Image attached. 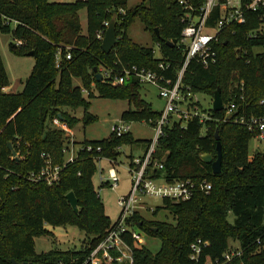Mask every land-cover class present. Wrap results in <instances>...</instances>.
Returning <instances> with one entry per match:
<instances>
[{"label":"trees","instance_id":"16d2710c","mask_svg":"<svg viewBox=\"0 0 264 264\" xmlns=\"http://www.w3.org/2000/svg\"><path fill=\"white\" fill-rule=\"evenodd\" d=\"M191 1L198 7L204 2ZM83 8L87 11L86 32L80 14ZM183 12L179 0H141L132 6L127 0H0V31L12 33L9 49L15 54L34 50L35 58L23 89L7 91L10 78L0 52V264H13V259L16 264H84L90 250L102 240L113 220L93 180L98 169L96 156L118 159L123 144L145 147L150 138H136L131 130L121 135L111 132L101 139L85 138V148L65 163L58 182L35 181L27 175L42 166L43 152L54 163H64L65 130L54 126L53 118L57 116L69 127L79 120L93 122L97 117L89 111V97L96 92L127 99L130 107L122 112L123 119L154 122L160 111L142 96L143 82L138 76L131 74L115 85L107 77L98 80L96 72L112 68L117 73L132 64L161 72L159 63L164 61L169 63L164 74L175 79L185 59ZM114 16L118 41L106 52L98 33L106 30V21ZM247 16L248 22L232 23L221 31L214 44L216 62L205 67L196 58L190 60L183 77L189 89L184 91L213 96L220 87L224 103L235 99L247 114L264 115V35L250 37L259 14L248 12ZM136 19L158 43L161 56H156L152 46L129 36L127 29ZM69 51L70 58L66 56ZM74 77L81 84H75ZM64 106H82L84 114L77 118ZM205 110L212 118L201 121L194 117L186 126L173 122L165 128L155 154L164 164L156 173H165L168 179L206 178L212 187L198 190L186 200L164 199L175 221H153L135 212L132 221L136 228L158 236L161 246L153 251L124 233L134 264H192L191 244L197 238L208 241L200 261L209 255L223 262V254L234 247L241 253L224 264H264V145L250 156L253 133L243 124L222 119L223 109ZM216 129L222 144L219 172L200 156L202 152L216 156ZM88 144L94 148L87 150ZM98 145L101 150L96 149ZM69 191L78 198V210L66 196ZM230 212L235 214L234 222L228 218ZM68 223L91 235L90 240L67 249L36 250V236L54 235L47 225ZM231 239L239 240V245L234 246Z\"/></svg>","mask_w":264,"mask_h":264},{"label":"built area","instance_id":"2783aa9c","mask_svg":"<svg viewBox=\"0 0 264 264\" xmlns=\"http://www.w3.org/2000/svg\"><path fill=\"white\" fill-rule=\"evenodd\" d=\"M179 2L184 9L181 17L184 22L181 42L185 44V59L175 79L164 74L163 70L169 66V63L164 61L159 63L162 68L161 72L137 64L123 66L121 71L117 73H113L112 68L104 69L102 72L103 77L109 78L115 85L122 84L131 74L138 76L143 83L156 85L160 97L165 100V105L162 110H159V116L152 124L150 123L154 128V135L150 138V142L141 152L132 154V158L126 165L128 190L120 194L117 199L119 207L117 219L112 222L102 240L90 250L84 264H104L106 261L134 264L132 247L123 237V234L127 232L133 239L145 243L144 232L136 228L132 216L137 211L142 214V209L154 210V207H157L150 205L145 199L146 196L160 198L163 202L166 198L186 200L198 190L209 191L212 187V183L206 178L199 181L192 178L168 179L165 173L157 174L156 170L161 168L164 163L155 157V154L160 138L168 125L179 122L186 126L188 120L194 117H199L201 121L212 118V115L205 110L207 107H204L198 98L197 93L199 92L184 91L185 88L189 89V86L185 85L183 77L190 60L196 58L205 67L216 62L218 53L214 44L219 40L221 31L232 23L248 22V12L259 14L258 24L249 32L250 37L264 35V0H204L200 7L191 0H179ZM108 22L106 21V25ZM104 34L105 31L100 30L98 37L103 38ZM66 56L71 57L70 51L67 52ZM57 58L60 59V50H58ZM241 84H243L242 80ZM197 101L201 102L202 105L196 104ZM222 109L224 110L222 119L245 125L253 133V137L264 144V115L247 114L245 108L241 109L240 104L235 99H230L226 103L223 102ZM240 110H242L241 113H239ZM53 121L57 124L63 123L57 116L53 118ZM130 130L129 120L123 118L119 123H114L111 126V132L117 135ZM80 148H85V146L82 144L78 150ZM93 148L92 144L86 146L87 150ZM96 149L101 150V145H98ZM78 150L75 151L74 149V139H67L63 147L65 153L63 164L54 163L50 154L43 152L42 166L37 170H31L27 177L35 181H46L49 184L58 182L63 166L67 161H72L77 157ZM68 152H70L69 156H67ZM102 159H107L109 166L105 175L106 168L100 165L102 170L100 186L109 185L112 188H117L122 180L120 170L116 166L119 162L118 159L103 155L96 156L98 164ZM207 243L208 241L201 238L192 242L190 253L192 264H200V262L202 264H224L233 256L241 253L240 248L231 247L223 254V262L219 258L215 259L209 255L200 261L203 245Z\"/></svg>","mask_w":264,"mask_h":264},{"label":"rangeland","instance_id":"374dc122","mask_svg":"<svg viewBox=\"0 0 264 264\" xmlns=\"http://www.w3.org/2000/svg\"><path fill=\"white\" fill-rule=\"evenodd\" d=\"M51 1H74V0H51ZM128 6L135 5L141 0H127ZM81 21L83 32L87 29V11L86 8L80 10ZM14 26V24H13ZM127 32L129 36L136 42L145 45L152 46L154 48L156 56H161V51L158 43L153 39L151 33L147 31L141 20L136 19L132 24L129 25ZM12 39L11 32H1L0 31V52L4 65L7 68L8 75L10 78V84L7 87L8 91H20L24 87L26 78L30 74L32 67L35 63V58L33 55L29 54H15L9 49V42ZM75 84H81L79 77H74ZM142 96L152 103V106L156 110H162L165 105L164 98L160 97L159 89L156 85L151 83H143L140 89ZM85 95L87 92L85 91ZM198 98L202 102L204 107H210L212 105V96L205 92L197 93ZM91 104L89 111L96 115V119L88 124H84L83 121H76L71 127L68 126L66 122L52 124L56 127L64 129L65 136L67 139H74V149L78 150L82 145V141L85 138L88 139H101L109 136L111 133V126L114 123H119L121 121L122 112L130 107L127 99L123 98H112L104 97L99 95L97 92L94 96L89 97ZM71 115H75L77 118H81L84 114V108L64 106ZM131 125V131L136 138H151L154 135L153 126L146 120H129ZM66 127V128H65ZM204 130V129H203ZM66 143V142H65ZM263 143H260L255 137L249 140V155L253 156L257 149H262ZM121 154L118 157V164L116 166L120 170L122 175V180L117 188H112L109 185L100 186L101 183V166H104L106 175L109 162L107 159H102L98 165V169L93 176V180L97 190L105 206L106 213L110 216L111 220L115 221L118 217L119 207L117 204V199L120 194L125 193L128 190V175L126 165L130 161V154H137L139 151L132 148L129 144H123L120 147ZM14 155H18L16 152ZM70 152L67 153V156ZM101 165V166H100ZM150 205L159 206L154 207V210L150 208L142 209V215L150 220H167L175 221L173 212L165 207L164 202L160 198H153L146 196L145 198ZM157 209V210H156ZM230 221L234 222L235 214L230 212L228 215ZM264 221V215H263ZM49 228L53 230L54 235H38L35 238V246L37 251H47L52 248L67 249L72 246L80 245L82 242H88L90 240L89 234L84 230L80 229L78 226L73 224H59L50 225ZM144 241L146 246L151 250L157 251L161 246L160 238L156 235H149L143 233ZM232 240V239H231ZM234 246L239 245V240H232ZM16 264V262H15Z\"/></svg>","mask_w":264,"mask_h":264},{"label":"water","instance_id":"95a60500","mask_svg":"<svg viewBox=\"0 0 264 264\" xmlns=\"http://www.w3.org/2000/svg\"><path fill=\"white\" fill-rule=\"evenodd\" d=\"M158 31V29L156 28ZM118 41V35L116 31V16H114L109 22L105 30V34L102 39V48L106 52H110L114 44H116ZM176 39L171 40L170 42L173 43L175 42ZM29 55H34V50H29L27 52ZM96 69V67H95ZM96 77L98 80H104L103 79V73L101 71L96 72ZM212 107L215 110H221L223 108V99H222V94H221V88H217L214 92L213 95V102H212ZM215 137L217 139V144H216V156L211 153V152H202L200 154L201 159L206 162L210 163L212 166V169L214 172H219L221 170V165H222V144L219 139V133L218 129L215 131ZM15 153V150H14ZM68 200L71 202L73 208L75 210H78V198L75 195L74 191H69L66 194ZM156 229V228H155ZM13 264H15V260L13 259ZM24 264H27V262H24ZM32 264V262H31Z\"/></svg>","mask_w":264,"mask_h":264},{"label":"crops","instance_id":"0c3cea01","mask_svg":"<svg viewBox=\"0 0 264 264\" xmlns=\"http://www.w3.org/2000/svg\"><path fill=\"white\" fill-rule=\"evenodd\" d=\"M7 87H8V85L5 87V90H7ZM8 91V90H7ZM132 147V146H131ZM132 148H135V149H137L139 152H141L142 151V149L144 148V146H142V145H135V146H133ZM138 152V153H139ZM132 154H133V152H131ZM47 226H50V225H47Z\"/></svg>","mask_w":264,"mask_h":264}]
</instances>
